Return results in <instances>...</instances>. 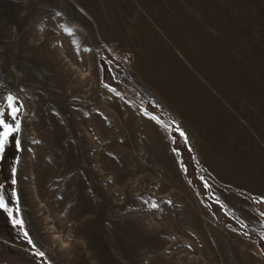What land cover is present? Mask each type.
I'll return each mask as SVG.
<instances>
[{"label": "rangeland", "instance_id": "rangeland-1", "mask_svg": "<svg viewBox=\"0 0 264 264\" xmlns=\"http://www.w3.org/2000/svg\"><path fill=\"white\" fill-rule=\"evenodd\" d=\"M9 93L22 150L0 183L15 166L53 264H264V0H0ZM222 112L257 145L248 166L214 137ZM27 248L0 211V264H41Z\"/></svg>", "mask_w": 264, "mask_h": 264}, {"label": "snow or ice", "instance_id": "snow-or-ice-1", "mask_svg": "<svg viewBox=\"0 0 264 264\" xmlns=\"http://www.w3.org/2000/svg\"><path fill=\"white\" fill-rule=\"evenodd\" d=\"M61 13L57 12L56 16H60ZM63 30L71 35L73 33V29L68 26H62ZM73 43H76L73 41ZM103 71V69H101ZM103 87L109 89L112 92H115L116 95H120L119 92H116L115 89L111 88L108 84H103ZM23 112V105L18 104V98L13 94L9 93L7 96L2 98V102H0V159L4 158L5 151L7 146L10 143V138L14 139V145L17 151L22 150L20 133L22 132V122L20 119V114ZM145 115H149V113L145 112ZM7 117V119H6ZM151 119L156 120L160 123L159 119L155 116H152ZM166 127V126H165ZM179 131V135L184 139L185 144L188 143L186 134L182 131ZM33 143H38V141H33ZM173 151H177L173 149ZM19 157H17V161ZM11 180L10 185L12 186L10 189L6 187L5 184L0 183V211L4 212L9 222L15 232V239L20 242L23 241L26 243L29 248L25 249V251H29L31 254L41 258V264H53V262L46 258V253L37 246L35 240L30 235L29 230L27 229V220L23 216V207L20 203L19 193L17 188L15 187L18 183L17 180V168L15 166L11 167ZM203 179V177H201ZM205 189L209 187L207 182H205ZM259 202L264 203V197L255 198ZM220 203L219 200L216 201ZM149 209H156L159 205L155 202H148ZM222 209L225 207L221 205ZM264 215V213H261ZM239 219V217H237ZM243 223V222H241ZM247 236V233H244ZM261 239L264 240V232L261 233ZM11 246V242L6 241ZM64 247H68L67 244H64ZM264 252V250H262Z\"/></svg>", "mask_w": 264, "mask_h": 264}, {"label": "bare ground", "instance_id": "bare-ground-1", "mask_svg": "<svg viewBox=\"0 0 264 264\" xmlns=\"http://www.w3.org/2000/svg\"><path fill=\"white\" fill-rule=\"evenodd\" d=\"M196 106L198 109V113H201L200 116H202V121L200 124L205 125L207 123V119L205 117V114L202 113L204 107H202V105ZM221 116L223 118H220V121L217 122L213 134L217 141L222 140V145H220L222 152H224L232 160L235 161L238 159L240 162L244 163L245 165L247 164L248 166L250 163L248 162L250 159V155L258 153L257 145L250 143L247 132L243 130L238 122L234 121L233 118L231 120L230 116L224 114L223 112ZM57 240H59L60 243H65L60 236L57 237Z\"/></svg>", "mask_w": 264, "mask_h": 264}]
</instances>
